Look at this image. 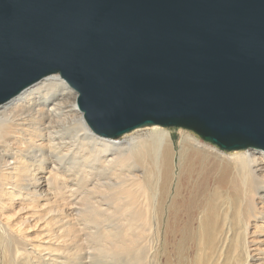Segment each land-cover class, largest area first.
<instances>
[{
	"label": "water",
	"instance_id": "95a60500",
	"mask_svg": "<svg viewBox=\"0 0 264 264\" xmlns=\"http://www.w3.org/2000/svg\"><path fill=\"white\" fill-rule=\"evenodd\" d=\"M52 76L101 137L264 151V0H0V105Z\"/></svg>",
	"mask_w": 264,
	"mask_h": 264
},
{
	"label": "rangeland",
	"instance_id": "374dc122",
	"mask_svg": "<svg viewBox=\"0 0 264 264\" xmlns=\"http://www.w3.org/2000/svg\"><path fill=\"white\" fill-rule=\"evenodd\" d=\"M153 128L155 127H145L121 138L112 139L121 141L123 145L131 140L148 145L143 157L138 160L141 163L138 168L142 173L141 182L144 186L136 190L132 183L124 185L133 200L126 198L125 201L126 199L115 196L114 193L119 190L107 191L102 184L109 175L96 176L95 168L99 165L95 164L94 155L88 160L84 159L88 158L87 155L82 156L81 165L86 161L94 175L88 174L75 185L76 178L73 175L60 173L66 186L76 189L72 196H69V190L64 191L67 193L64 194L66 200H63V205L60 206L61 199L58 198L60 203L52 201V204H47L40 211L32 207L35 202L26 199L17 206L13 204L14 209H5L0 214V264L11 263L9 247L3 242L5 226L11 227L18 237L26 239L29 247L34 249L29 258L20 255L21 264H52L54 260L62 258L65 261L69 257V264H264V241L258 244L253 241L264 240V233L256 228L264 225L263 219L258 214L255 221L249 218V207L244 202L245 191L241 178L230 171L227 161H223L235 153L252 150L222 151L201 140L191 131L162 128L170 133L172 139L170 158L166 163L162 150L156 151V148L149 146V134ZM182 137H192L196 139V143L178 163V142ZM131 149L135 150L132 147ZM129 150L130 146L122 152ZM158 160L159 168L156 167ZM91 177L93 184L88 185L85 181ZM247 182L249 184L251 180ZM106 196L109 198L101 200ZM71 198H76L75 202H78L69 201ZM108 199L113 200L109 207ZM44 203L46 201L42 204ZM258 207L257 212L264 213V205ZM30 213H35L38 218L29 220ZM44 213L45 223L40 220ZM131 216H135L137 221L132 222ZM144 216L147 222L142 220ZM62 218L64 221L69 219V225L62 224L64 227L57 229L62 223L60 221H63ZM249 219L251 227L248 234L252 237L246 236L245 232ZM106 227H109L112 234L116 233L113 235L116 239L110 236L109 242L105 244L100 235ZM125 229L127 230L124 231ZM123 231L126 234L121 235ZM251 240L252 243H247ZM104 244L107 248L101 250ZM118 244H123L125 251L110 254L105 252L115 249ZM247 246L251 247L252 257L246 255ZM12 256L15 259L14 252ZM71 256L72 259L77 258L72 260ZM47 261L50 263H46Z\"/></svg>",
	"mask_w": 264,
	"mask_h": 264
},
{
	"label": "bare ground",
	"instance_id": "6f19581e",
	"mask_svg": "<svg viewBox=\"0 0 264 264\" xmlns=\"http://www.w3.org/2000/svg\"><path fill=\"white\" fill-rule=\"evenodd\" d=\"M40 82L27 88L0 107V214L5 209H14L15 206L21 204L26 199H31L32 203L35 202L32 207L35 210L40 209V211H43L47 204L58 202V198L61 199L60 206L63 205L65 203L63 200H66L64 194L67 193L64 191L69 190V196H72L76 189L74 190L73 187L66 186L67 184H65L59 175L60 173L73 175L76 178L75 185L80 180L86 178L88 174L94 175V171L86 161H84L83 165L80 163L82 156L85 155L88 157L87 159L85 157V160L93 158L92 155H94V162L99 165L97 168L94 166L97 170L96 176L109 175L105 179L106 182L102 184L107 191L112 189L119 190V192L114 193L115 196L133 200V197L126 192L127 186L124 185L132 183L135 185L136 190L142 189L144 186L141 182L142 173L138 168V166H141V163L138 160L143 157L144 150L148 145L141 142L135 143L134 140L123 145L119 140L102 138L93 134L86 125L82 112L76 107L75 93L70 90L63 80L58 76H52ZM148 140L149 146L156 148V151L162 150L164 160L168 163L170 158L169 150L172 148L170 133L165 129L155 127L151 130ZM195 143L196 139L192 137H182L180 139L177 153L178 163H180L186 151ZM129 146L130 150L128 152H122ZM131 147L135 150L132 151ZM223 161H227L226 163L230 166V171L233 174H238L241 178L245 191L244 202L249 207V218L255 221L258 214L264 222V213L257 212L258 206L264 205V151L239 152ZM156 167H160L159 160L156 163ZM124 172L126 174H123ZM92 177L87 179L85 183L87 182L88 185L93 184ZM247 180H251V182L248 184ZM95 184L101 187L98 183ZM139 191L141 192L142 190ZM143 197V202L145 203L144 194ZM107 198L109 197H103L101 200ZM75 199L71 198L69 201L75 202ZM45 201L46 203L42 204ZM107 202H109L108 207L113 204L112 199L111 201L108 199ZM39 204L42 205L39 206ZM56 211L58 212V210ZM56 211L52 212L56 213ZM46 213H44L43 218L40 217L43 223H45L44 217H46ZM49 213L50 211H48ZM29 217V220L38 218L35 213H30ZM130 218L132 222L137 221L135 216H131ZM67 220L69 219L60 221L62 223H60V227L57 229L64 227L62 224L69 225ZM142 220L147 222L145 216ZM250 222L249 219L245 226L246 236H251V234H248L251 227ZM70 225L72 224L70 223ZM109 227H106L103 231L104 233L100 235L105 244L109 242L108 238L110 236L116 235V233L112 234L109 231ZM256 228L264 233V225L261 224L260 226H256ZM3 231L5 233L3 242L9 247L10 264L12 262L13 264H21L20 255H26L29 258V255L33 254V247H29L27 240L18 237L11 227L5 226L3 227ZM61 231L63 232V230ZM124 231L121 235L126 234ZM113 238L116 239V236H113ZM252 240L247 241V243L254 241L255 244L256 241L258 244L264 241L260 239ZM105 244L103 248L101 247V250L107 248ZM122 251H125L123 244H118L115 249H108L105 252L110 254ZM12 252H14L17 258L15 257L14 259ZM251 252V247L247 246L246 255L250 257L252 255ZM78 255L77 257L79 258L80 256ZM42 259H45V257ZM61 259H53L54 262L51 259L52 264H65L70 261V257L66 258L65 261ZM46 263L50 262L47 261ZM80 264L82 263L80 262ZM137 264L139 263L137 262Z\"/></svg>",
	"mask_w": 264,
	"mask_h": 264
}]
</instances>
